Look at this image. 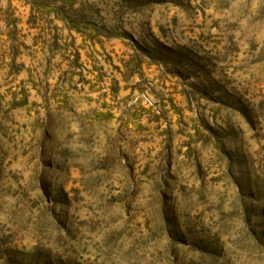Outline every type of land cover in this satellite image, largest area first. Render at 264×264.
Returning <instances> with one entry per match:
<instances>
[{
    "label": "rangeland",
    "instance_id": "374dc122",
    "mask_svg": "<svg viewBox=\"0 0 264 264\" xmlns=\"http://www.w3.org/2000/svg\"><path fill=\"white\" fill-rule=\"evenodd\" d=\"M0 264H264V0H0Z\"/></svg>",
    "mask_w": 264,
    "mask_h": 264
},
{
    "label": "trees",
    "instance_id": "16d2710c",
    "mask_svg": "<svg viewBox=\"0 0 264 264\" xmlns=\"http://www.w3.org/2000/svg\"><path fill=\"white\" fill-rule=\"evenodd\" d=\"M63 15H66V13H65V14L63 13ZM11 32H12V33H13V32H14V33L16 32V26H13V28H12V31H11Z\"/></svg>",
    "mask_w": 264,
    "mask_h": 264
}]
</instances>
